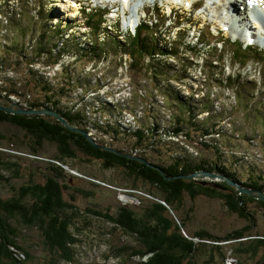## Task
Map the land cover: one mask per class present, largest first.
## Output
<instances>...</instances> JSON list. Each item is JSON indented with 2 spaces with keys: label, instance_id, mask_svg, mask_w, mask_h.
<instances>
[{
  "label": "rangeland",
  "instance_id": "1",
  "mask_svg": "<svg viewBox=\"0 0 264 264\" xmlns=\"http://www.w3.org/2000/svg\"><path fill=\"white\" fill-rule=\"evenodd\" d=\"M75 1L77 2V0H51V2L50 0H0V10L5 11L4 14H0V89L9 88L13 82L17 83L20 96L10 97L14 102V108L17 104L24 108L28 107L30 102H45L46 93L41 90V87L36 88L35 80L29 76L30 69H35L51 83L49 86L60 97L62 107L72 109L75 106L78 108L83 101V105L92 104L96 111L92 118L95 123L100 124L101 120L111 121L112 114L108 110L99 111L100 103L95 101L102 100L114 107L119 104L123 109V111L118 109L121 113L118 122L120 121L123 125L122 129L128 132L129 129L133 130L135 127L143 126L160 133L162 127L176 126L174 116L177 114V109L164 95L166 91L163 86L169 84L185 103L193 108V110L187 109L186 112L181 111L183 113L181 115L187 118L192 113L199 121L207 123L211 133H221V136L213 134L214 141L209 138L206 142L218 143L223 148L219 154L213 148H205L200 143L202 139L199 134L192 131L190 137L186 138L181 135L180 142L172 138L171 141L174 143L161 144V154L167 162L172 157L169 155H174L177 150L184 155L190 154L196 159H208L219 166L226 164L232 169V173L244 178H248L252 172L264 173V65L259 62L255 63L258 60H256L257 55L253 49L248 48L244 42L239 40L232 41V35L225 32V27L219 26L220 17L216 16L220 11V7L216 9L219 4L214 7L216 11L206 8L210 17L203 15L204 13L199 10L191 14L175 10L176 12L174 11L171 15L172 22L180 23L175 29L170 27L169 21H166L170 7L161 2H158L154 9L151 5L143 11L140 10L142 11L139 13L142 16V18L139 16L140 24L148 23L154 31L160 32V36L157 34L163 39L159 40L161 41L160 48L168 51L173 47L178 48L179 54L183 56L187 64L182 67L175 58L158 55L156 58L169 66L167 75L169 74L170 77L163 76L162 79L155 80L148 68V58L142 59L140 67L133 66L134 58L129 53L117 52L115 54L109 50L107 57L101 55L100 58L91 60L96 53L98 41L103 46L105 37L108 38L110 34L118 33L117 36L122 34L118 36V39L124 42L128 31L131 30L127 31L122 25L124 19L121 8L117 15L105 16V23L96 28L98 31L90 30L85 24L86 17L88 13L95 12V9L86 3V0H81L83 2L77 4ZM87 5L92 7L89 8ZM234 8L238 12L239 4H236ZM8 11L10 13H6ZM153 14H157L156 17ZM177 16H180V19ZM194 25L206 33L208 40H212L210 45L199 51L189 48L194 47L198 39L197 33L193 35L192 29L191 31L187 29ZM82 26L84 27L81 28ZM47 31H50L53 36L52 43H58V38L63 37L66 39L65 43L79 49L82 48L81 51L85 57L78 59L80 52L70 49L69 55H73L72 57L66 56L59 62L50 64L48 57L44 56L40 58L39 64L30 66L28 62L36 54V44L43 40V35L47 38ZM261 36L264 38V35ZM216 37L221 43L218 42L215 47L212 42ZM50 41L51 36L48 35V42L45 44L47 50L51 49L52 54H59L58 49H52ZM224 41H230L224 46V50H227L225 62L214 63L216 67L206 66L207 61L212 60V56L220 55V51L216 48L220 49ZM236 42L240 50L249 56L248 59H245V56H239L237 59L233 54ZM62 49L61 46L60 50ZM104 49L103 46L102 50ZM12 50L17 53L14 55ZM258 50L264 53L261 49ZM18 52H22L24 57ZM203 53L204 55H201ZM174 74L177 79L171 77ZM228 75H231L232 84H228L229 81L225 79ZM79 77H81V84L85 85V90H88L84 97L82 96L84 91L81 88L67 82L71 78L75 83ZM253 82L254 86L251 84ZM60 89L69 90L70 93L68 96L60 95ZM66 90L63 91L66 92ZM80 97H83V101ZM205 106L209 108L208 112L204 110ZM128 107H131L133 111L129 112ZM43 109L48 108L43 107L39 110ZM114 111V116L117 117V112ZM92 123H89L87 134L106 144L107 148L110 146L122 149L131 153L133 157L140 153L149 158L158 156L157 151H154L155 148L135 152L133 145L136 139L134 137L120 135L115 141L112 135H103L100 132L102 129L97 130ZM187 127L183 133L192 130L190 125ZM29 143L30 139L24 131L8 123H0V155L4 158L3 160L20 165L22 178L11 179L12 188L20 187L28 182L33 173L37 175L38 181H42L41 175L38 174L39 170L45 171V168L48 169L50 165L56 164L53 159L56 153L55 145L44 142L42 149L35 155L31 153ZM218 156L221 160H218ZM65 167L68 175L66 183L69 189L63 194L68 202L71 198L74 200L71 203L76 206L81 215L80 218H76L77 226L81 230L80 232L73 230L75 237L79 240L77 246L74 247L75 260L72 263L61 260L54 264H141L145 261L146 259L130 258L127 255L121 258L115 257L117 250L125 246H135V237L126 234L112 223L90 215L87 210H101L116 216L120 207H127L140 214L144 204L148 201H155L153 194L148 192L155 188L144 184L140 179L132 180L117 169H105L97 161H85L83 157L67 160ZM198 180L207 185L212 181L219 183L222 179L204 176ZM0 193L4 198L12 195L9 187H2ZM248 210L253 214L255 222L252 231L264 236V209L256 202H251L248 203ZM169 214L171 217L175 216L176 220H186V231L190 234L204 230L221 238L234 231L242 230L249 224L237 214L229 211L223 199L202 195L191 197L186 193L183 194L182 208L175 213L169 212ZM21 231L20 243L22 244L23 240L24 246L31 255L27 264H50V255L44 249L40 232L34 228H23ZM212 244L211 241H206V246L201 248L194 259V264H257L263 255V251H260L257 256L235 252V249L239 247L237 241L221 243V252Z\"/></svg>",
  "mask_w": 264,
  "mask_h": 264
},
{
  "label": "trees",
  "instance_id": "2",
  "mask_svg": "<svg viewBox=\"0 0 264 264\" xmlns=\"http://www.w3.org/2000/svg\"><path fill=\"white\" fill-rule=\"evenodd\" d=\"M4 13L5 11L0 10V14ZM6 13H10V11ZM103 20V14L93 12L87 15L85 24L90 30L98 31L96 28L101 26ZM47 32V38L43 35V40L36 44V54L28 62L30 66L33 67L39 64L40 58L44 56L48 57L50 64L57 63L61 58L66 56L72 57L73 55H69L70 49L74 52H80L77 57L78 59L85 57L83 51H81L83 50L82 48L79 49L78 47L65 43L64 41L66 39L63 37L58 38V43H52L53 36L50 31ZM157 34L160 36V32L154 31L148 23L141 25L134 34L129 33L127 38L124 39V42H121L117 35L110 34L108 38L105 37L103 44L105 49L102 50L103 46L98 41L96 43V53L92 59L90 57L89 59L95 60L100 58L101 55L107 57L109 50L115 54L117 52L121 54L127 52L126 54L129 53L134 58L133 66L138 65L140 67V62H143L142 59L148 58V68L151 70L155 80L162 79L163 76L170 77L169 74L167 75L169 66L164 61H161V59L156 58L158 55L175 58L182 67H185L187 64L185 59L182 58L183 56L179 54L178 48L173 47L169 51L160 48L159 44L161 41L159 40L163 39L157 36ZM48 35L51 36L50 42L52 49H58L59 54H52L51 49L47 50L45 47V44L48 42ZM205 36L206 33L203 31L199 44L195 46L196 48L190 46V50L199 51L201 48L203 49V47L205 48L207 45H210L211 42H208L209 38ZM61 46L64 50H60ZM224 46L222 49L216 48L217 51H220V55H217V57L212 56L210 62H205L206 66L213 67L214 63L222 64L225 62L227 50H224ZM233 50V54L236 55L237 59L239 56H245V59L249 58L248 55L240 50L238 44L234 45ZM11 52L14 55L17 53L15 50ZM184 53L186 52L184 51ZM18 54L22 55V52H18ZM255 54L257 55L256 60H258L255 63L259 62L264 65V56L257 51ZM201 55H204V53ZM245 59L242 60L243 63ZM221 74L224 73L221 72ZM29 76L35 80L36 88L41 87V90L46 93V97L45 102H30L28 107H24V109L39 110L43 107L50 108L51 111H55L61 115L70 125L86 133L89 132V123L93 122L92 126L94 128L97 130L102 129L100 132L103 135H112L115 141H117L120 135L134 137L136 139L133 145L135 152H143L145 149L150 148L152 150L155 148L156 150L154 149V151H157L158 156L149 158L142 153L138 156L136 155L134 158H141L146 162L142 163L136 159H130L119 154L95 148L84 135L71 132L51 116H20L0 111V123H8L11 126L21 129L28 135L31 153L38 154L44 142L56 146V153L53 156L56 164L50 165L48 169L45 168V171L39 170L38 174L41 175L42 181H38L37 175L33 173V175H30L32 178L20 187H11V179L22 178L20 175V165L9 160H3L4 158L0 155V192L2 187H9L12 194L9 198H4L0 193V264H27L31 259L30 251L24 246L23 240L22 244L20 243L22 235L21 229L23 228H34L40 232L45 247L44 249L50 255V264H54V262L59 263L61 260L72 263L75 260L76 253L74 247L77 246L79 240L75 237L73 230L80 232L81 229L77 226L76 218H80L81 215L76 206L71 203L74 200L71 198V201L68 202L63 193L69 189L66 183V178L68 177L65 172L66 161L82 157L85 161L99 162L105 169L111 168L122 171L126 177L135 181L140 179L144 184L155 188V190H148L149 194H153L152 196L155 197V201H148L144 204L140 214L135 213L127 207H120L116 216H112L108 212H102L101 210H87L90 215L112 223L121 228L126 234L135 237V246H125L119 251L117 250L116 256L114 255L115 257L121 258L127 255L130 258L146 259L141 264H194V259L198 256L201 248L206 246V241H211L213 243L212 245H214L213 247L219 252H221L222 248L221 243L237 241L239 247L235 249V252L249 253L252 256H257L260 254V251H263V255L257 264H264V236L252 231L255 222L253 214L248 210V203L251 202H256L259 207L264 209V201L238 192V190L232 188L223 180L219 183L212 181L204 185L201 180L186 178L187 175L201 171L215 172L236 182L242 188L264 194V173L256 174L252 172L248 178H244L232 173V169L228 165L226 166L224 161V166H219L215 162L208 161V159H196L190 154L184 155L177 150L174 152V155L168 153L172 157L167 162L161 154V144L166 145V142L174 143L171 141L173 139L180 142L181 135L186 138L190 137L192 131L199 134L202 139L200 143L205 148H213L217 154L223 148L218 143L212 144L206 142V139H214L213 134L221 136V133H211V129L206 125L207 123L199 121L192 113L187 118L181 115V111L186 112L187 109L193 110V108L188 103H185L171 85L167 84L163 86V89L166 91L164 93L166 99L168 98L170 104L177 109V114L174 116L176 126H169L170 128L162 127V132L160 133L155 130L151 131L143 126L139 128L135 127L133 130L129 129L130 131L127 132L124 128L122 129L123 125L120 121L118 122V117L121 114L118 112V109L119 111H123L119 104L114 107L102 100H99L100 102L98 100L95 101L100 103L101 109L99 111L108 110L111 111L112 115L110 116L111 121L104 122L99 118L101 120L100 124L94 122L92 115L96 114V111L93 105L88 103L83 105V97L85 93L87 94L88 90H85V85L81 84V77L75 80V83L71 78L67 82L74 84L75 87L81 88L84 91L82 93L83 97H80V100L83 101L82 105L78 108L74 106L72 109H67L61 106L62 101L60 97L49 86L51 83L44 76L40 75L35 69H30ZM171 77L177 79L175 74ZM230 77L231 75L225 77L226 81H229L228 84H232ZM251 84L254 86L255 83L253 82ZM60 90V95L64 94L68 96L70 93L66 89ZM63 90H66V92ZM16 96H20L16 82H13L9 88L0 89V98L6 106L13 105L14 102L10 97ZM128 108L129 112L133 111L131 107ZM114 110L117 112V117L114 116ZM204 110L208 112L209 108L205 106ZM114 118L115 120H113ZM187 125H190L192 130H189L190 133H183L184 129L188 128ZM157 127L160 128L158 125ZM94 140L97 145L106 147V144L100 140ZM109 148L112 147L109 146ZM112 149H116L117 152L123 155H132L119 148ZM218 160H221L220 156H218ZM134 185L137 188L135 182ZM185 193L191 197L202 195L209 198L223 199L229 211L237 214L249 224L244 229L234 231L232 234L223 238L213 236L204 230L190 234L186 231V220H176L175 216L171 217L169 214V212L175 213L182 208L183 194Z\"/></svg>",
  "mask_w": 264,
  "mask_h": 264
},
{
  "label": "bare ground",
  "instance_id": "3",
  "mask_svg": "<svg viewBox=\"0 0 264 264\" xmlns=\"http://www.w3.org/2000/svg\"><path fill=\"white\" fill-rule=\"evenodd\" d=\"M119 1L120 0H98V2H96V3H102L103 5H107V4L114 5L115 3H119ZM125 1L126 0H124V2ZM155 1L156 0H129V3H130L129 9H131V12L134 14V10H136V7L139 6L138 5L139 3H141V2L144 4L147 2L154 3ZM164 1H166L168 4H170L172 6H177L179 8H182V6H183V2H180V0H164ZM50 2H51V0H50ZM236 4H239L240 10H238V12H236L235 9H233V10L235 13L240 14L241 16L247 15L248 18H250L249 16H251V14H253L255 16L256 14H258V12H260L262 15H264V0H233V4L230 5V7L231 6L234 7ZM216 5H218V3H213L211 5L209 4V6H207L206 8L212 9V8L216 7ZM206 8L203 10L204 12L207 11ZM64 9H65V7H64ZM170 9H171V7H170ZM204 12H201V13H204ZM241 12H244V13L241 14ZM234 17L232 18L231 15L230 16L228 15V16H224L225 20L220 18L219 19V22H220L219 26L225 27V30H226L225 32L227 34L232 35V37L238 36L239 39L244 40V42H248V39H249L250 41L256 40L258 42V44H260V45H262L264 43V38L262 36H260L259 38L257 37L259 30L261 28V23H257V22H253V21H249L248 23L242 22L241 25L243 26V28L239 29L240 26H236L237 24L233 20ZM138 20L140 21V17L139 16L136 17L135 15H133L130 19L129 24L131 26L137 25ZM246 31H247V34H245ZM246 36H248V37L246 38ZM16 107H21V106H16Z\"/></svg>",
  "mask_w": 264,
  "mask_h": 264
},
{
  "label": "water",
  "instance_id": "4",
  "mask_svg": "<svg viewBox=\"0 0 264 264\" xmlns=\"http://www.w3.org/2000/svg\"><path fill=\"white\" fill-rule=\"evenodd\" d=\"M0 111H3L5 113H9V114H12V115H20V116H35V115L51 116V117L55 118L56 120H58L61 124H63L71 132L81 133L82 135H84L86 137V139L89 141V143H91L97 149H103V150H106V151H109V152H112V153H115V154H119V155L125 156V157L130 158V159H136L137 161H140L142 163H146L141 158H134V157H131V156H128V155H123V154H120L119 152H117L116 149L107 148V147H101V146L97 145L95 143V140L90 135H88L86 132H84V131H82L80 129H77L74 126L70 125L57 112H54V111H51V110H48V109L35 110V109H23L21 107L14 108L13 105H10V106L4 105V103L1 100V98H0ZM204 176H208V177H211V178L218 177V178L222 179L223 181H226L230 186L235 187L238 190V192H240L242 194H245V195H250L254 199H257V200H260V201H264V194L263 193L258 192V191L255 192V191H252V190H249V189L242 188V187H240V185L238 186V184H236L235 182L230 181L227 177H225V176H223L221 174H218V173H213V172H210V171H208V172L201 171V172H197V173H194V174L187 175L186 178L187 179H198V178H202Z\"/></svg>",
  "mask_w": 264,
  "mask_h": 264
},
{
  "label": "clouds",
  "instance_id": "5",
  "mask_svg": "<svg viewBox=\"0 0 264 264\" xmlns=\"http://www.w3.org/2000/svg\"><path fill=\"white\" fill-rule=\"evenodd\" d=\"M73 171V170H72ZM74 172H76V171H74ZM77 173V172H76ZM78 174V173H77Z\"/></svg>",
  "mask_w": 264,
  "mask_h": 264
},
{
  "label": "flooded vegetation",
  "instance_id": "6",
  "mask_svg": "<svg viewBox=\"0 0 264 264\" xmlns=\"http://www.w3.org/2000/svg\"><path fill=\"white\" fill-rule=\"evenodd\" d=\"M16 106H18V105H16Z\"/></svg>",
  "mask_w": 264,
  "mask_h": 264
}]
</instances>
